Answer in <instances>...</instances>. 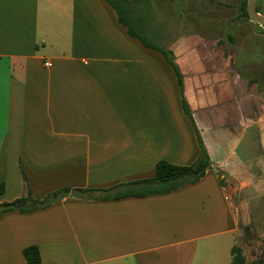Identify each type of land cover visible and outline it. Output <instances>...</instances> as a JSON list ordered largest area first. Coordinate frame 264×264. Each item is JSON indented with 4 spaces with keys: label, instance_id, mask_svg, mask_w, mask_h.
Instances as JSON below:
<instances>
[{
    "label": "crops",
    "instance_id": "obj_1",
    "mask_svg": "<svg viewBox=\"0 0 264 264\" xmlns=\"http://www.w3.org/2000/svg\"><path fill=\"white\" fill-rule=\"evenodd\" d=\"M201 43L197 70L185 53L172 63L131 37L107 0H0V208L151 179L161 161L194 164L203 143L184 79L197 84L200 72L236 84L243 126L256 128L264 99L242 73L250 57ZM208 155L205 176L170 193L71 192L31 213L0 209V264H29L28 247L40 264H232L242 221Z\"/></svg>",
    "mask_w": 264,
    "mask_h": 264
},
{
    "label": "rangeland",
    "instance_id": "obj_2",
    "mask_svg": "<svg viewBox=\"0 0 264 264\" xmlns=\"http://www.w3.org/2000/svg\"><path fill=\"white\" fill-rule=\"evenodd\" d=\"M111 1L133 31L152 44L163 47L168 43L172 53L167 52L174 59L185 53L197 70L202 69L201 59L208 55L202 40L216 46L219 42L217 48L226 54L250 57L253 64L243 67L246 70L242 73L253 75L256 66L258 91L264 99V26L240 17L242 0ZM258 6L264 14V0ZM198 76L197 84L184 79L187 108L206 151L227 175L226 187L235 197L242 221L238 245L247 264H260L264 257V106L258 99L257 127H244L236 84L216 73L200 72ZM202 78L211 80L212 85L201 89ZM242 107L247 115L248 106Z\"/></svg>",
    "mask_w": 264,
    "mask_h": 264
},
{
    "label": "trees",
    "instance_id": "obj_3",
    "mask_svg": "<svg viewBox=\"0 0 264 264\" xmlns=\"http://www.w3.org/2000/svg\"><path fill=\"white\" fill-rule=\"evenodd\" d=\"M112 5L120 18V22L128 27L129 35L140 40V42L149 48L163 53L167 59L172 62L169 53L165 48L152 44L148 39L133 31L129 22L123 17L122 12L118 6H116L111 0H107ZM248 0H242L239 5L240 17L249 19L247 13ZM259 13L261 9L257 6ZM173 63V62H172ZM211 167V160L202 144V153L198 160L190 166H176L167 162L161 161L156 166V174L151 179H145L140 181H134L126 184L117 185L109 190H86L76 189L73 192L70 189H64L55 192L53 195L44 199H36L32 195L28 197L17 199L16 201L2 206V211H19L22 213H31L38 210L46 209L54 204L60 202L63 198L72 196L80 199H99V200H112L119 199L126 196H145L149 194H164L179 190L187 185L194 184L201 180L207 170ZM2 191V186H0ZM111 191H117L115 194H109ZM105 193L104 195L97 196L99 193ZM24 256L29 264H40L42 261L40 251L37 247H28L24 250ZM233 262L232 264H247V257L243 251V248L236 245L232 249ZM260 264H264V257Z\"/></svg>",
    "mask_w": 264,
    "mask_h": 264
},
{
    "label": "water",
    "instance_id": "obj_4",
    "mask_svg": "<svg viewBox=\"0 0 264 264\" xmlns=\"http://www.w3.org/2000/svg\"><path fill=\"white\" fill-rule=\"evenodd\" d=\"M259 0H248L247 13L252 22L264 26V14L259 13L257 10Z\"/></svg>",
    "mask_w": 264,
    "mask_h": 264
},
{
    "label": "flooded vegetation",
    "instance_id": "obj_5",
    "mask_svg": "<svg viewBox=\"0 0 264 264\" xmlns=\"http://www.w3.org/2000/svg\"><path fill=\"white\" fill-rule=\"evenodd\" d=\"M260 2V0L258 1V3ZM252 73H253V77H254V81H255V83L257 84V86H258V76L260 77V74H258L257 72H256V66H254L253 67V71H252Z\"/></svg>",
    "mask_w": 264,
    "mask_h": 264
},
{
    "label": "built area",
    "instance_id": "obj_6",
    "mask_svg": "<svg viewBox=\"0 0 264 264\" xmlns=\"http://www.w3.org/2000/svg\"><path fill=\"white\" fill-rule=\"evenodd\" d=\"M46 66L47 67H52V63L48 62V63H46Z\"/></svg>",
    "mask_w": 264,
    "mask_h": 264
}]
</instances>
